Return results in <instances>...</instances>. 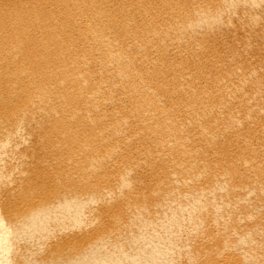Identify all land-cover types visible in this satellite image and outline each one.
I'll use <instances>...</instances> for the list:
<instances>
[{
    "label": "bare ground",
    "instance_id": "6f19581e",
    "mask_svg": "<svg viewBox=\"0 0 264 264\" xmlns=\"http://www.w3.org/2000/svg\"><path fill=\"white\" fill-rule=\"evenodd\" d=\"M7 166L24 183L0 182L9 253L30 237L38 264H176L146 252L175 242L156 231L201 223L185 264H264V0H0ZM91 203L80 236L37 242Z\"/></svg>",
    "mask_w": 264,
    "mask_h": 264
},
{
    "label": "rangeland",
    "instance_id": "374dc122",
    "mask_svg": "<svg viewBox=\"0 0 264 264\" xmlns=\"http://www.w3.org/2000/svg\"><path fill=\"white\" fill-rule=\"evenodd\" d=\"M257 44H258V43H257ZM17 140H18V141H17ZM13 141H14V142L16 141V143H17V142L19 143V141H21V139H20V138H18V139L15 138V140L13 139ZM13 141H12V142H13ZM13 144H14V143H13ZM16 155H18V154L15 153V155H14V154H11V153H10V156H11V157H9V158L12 159V156H16ZM19 155H20V154H19ZM13 158H14V157H13ZM17 158H19V157L17 156ZM14 159H15V158H14ZM28 163L30 164V162H27V164H28ZM28 166H29V165H28ZM25 167H26V168H25L26 170H29V169H28L29 167L27 168V165H26ZM10 168H12V167H9V166L5 167V172L7 173V175H5V176H6V178H4L5 180H0V182L3 181V184H4V182L8 180L9 183H8V182H5L4 185H8V184H9V185L16 186V187H18V186H20V185H23L24 183L22 184V179H21V178H20V180H18V182H17V180H16V182H14V181H15V180H13V179H15L14 177H13V178H10V177H12V176H10V175L13 174L12 172H14V171L17 172V171H18V170H15V169L13 168L14 170L12 169V170H13L12 172H8V170H9V171L11 170ZM25 169H24V167H23V170H25ZM30 169H31V168H30ZM19 171H22V169L19 170ZM19 171H18V172H19ZM15 172H14V173H15ZM18 172H17V173H18ZM9 173H10V174H9ZM8 174H9V175H8ZM8 176H9V177H8ZM9 179H11V180H9ZM132 179H134V182L136 181V180H135L136 178H132ZM23 180H24V179H23ZM25 180H26V179H25ZM10 181H11V183H10ZM19 181H21L20 184H18ZM12 182H13V183H12ZM130 182H132V180H131ZM6 183H7V184H6ZM3 184H2V182H1V185H3ZM17 184H18V185H17ZM1 185H0V186H1ZM4 185H3V186H4ZM3 186L1 187V189H3ZM0 195H1V197H2V195H4V194H3L2 192H0ZM5 196H6V195H5ZM5 196H4V197H5ZM4 197H3L2 199H4ZM6 198H9V197L7 196ZM116 203H117V202H116ZM116 203L114 204V203H112V202H108V203L106 202V203H102L103 205H102L101 203L98 204V205H97L96 203H94V204H96L97 207H98L99 205H101V207H98V209L101 208V209L103 210V209L106 207L104 210H106V209H107V210H110V209L116 208V206L119 207V206L117 205L118 203H117V204H116ZM94 206H95V205H94ZM94 206L92 207V203H91L90 206H89V204H87V205L85 206L84 209H82V210H80V211H78V212H81V211L84 212L85 209H88V208H90V207H91L90 210H91L92 208H93V210H98V209H94ZM95 208H96V207H95ZM158 209H160V208H158ZM88 210H89V209H88ZM88 210H86L85 212L88 213ZM151 210H152V209H151ZM151 210H150V211H151ZM154 210H155V209H153V210L151 211V212H152V215L154 214V216H153L152 218H161V217L165 216L166 213H169V212H168V209H160V210H157V209H156L157 211H156V210L154 211ZM161 210H162L163 212H162ZM165 210H166V211H165ZM91 211H92V210H91ZM91 211H89V213L92 214L93 212H91ZM159 211L162 212L163 214H162V213L160 214ZM78 212H77V216H78ZM85 212H84V214L87 216V217L85 218V222H86V223L84 222L85 224L90 223L91 220L93 219V217L97 218V220H98V217L100 218L101 216H103V215L99 216L98 214H97V216H95V215L92 216L91 214L88 215V214H86ZM99 212H100V213H99ZM101 212L104 213L105 211L103 212V211H100V210H99V211H97L96 213L101 214ZM153 212H155V213H153ZM94 213H95V212H94ZM96 213H95V214H96ZM61 214H62V213H61ZM71 214H73V213H71ZM82 214H83V213H81V215H82ZM84 214H83V215H84ZM64 215H66V214L63 213V215H61V216H63V219H65V216H64ZM75 215H76V214H75ZM85 215H84V216H85ZM144 215H145V214H144ZM61 216L58 215V217H61ZM148 216L151 217L150 212H149ZM148 216H146V217H148ZM58 217H57V218H58ZM89 217H90V218H89ZM46 219L49 220L48 222H50V221L53 222V219H52V218H51L52 220H50L49 218H46ZM54 219H55L54 221H58V220H56V217H54ZM58 219H61V218H58ZM47 220H46V222H47ZM83 220H84V219H83ZM97 220H96V221H97ZM60 221H62V220H60ZM93 221H95V219H94ZM46 222H45V223H46ZM48 222H47V223H48ZM51 222L48 223V224H51ZM82 222H83V221H82ZM195 222H196V221H195ZM200 222H201V221H197L198 224H199ZM47 223H46V226L48 227L47 229H49V231H48V230H47V231L50 232V233H48V234L46 233V236H45V233H42V230H41V234H43V236H42V235H41V236H42V238H44V239H42L41 236L38 234L37 237H36V239L38 240L37 242H38L39 244H43V241H44V243H48L49 245L52 244V243H54V242H55V244L58 243V245H60L61 243L65 242V241H63V239H64V240H67V239H68V240H69V239H70V240H73L77 235L80 236V235L82 234V233L79 234V233H80L79 231H81V230H82V231L85 230V227H86V226H88V228H90L89 226L92 225L91 223H90V225H89V224H88V225H83L84 223L81 224V222H80V223H78V225L80 224V225L78 226L77 223L74 225V224H72L71 222H69V223H70L69 225H71V227H72V225H74V226L72 227V228H73V229H72V228H70V226L68 225L69 228L71 229V231H67V230H69V228H68L67 225H65L64 223L57 222L58 225H57V223H56V225L59 226V227H57V229H55V228L52 227V226L56 227V225H53V224H55V222H54L53 224L49 225V226H48ZM101 223L104 225L103 222H101ZM109 223H110V222H109ZM109 223H108V224H109ZM197 223H195L196 226H198ZM112 224H113V223H112ZM199 225H200L199 227H195V229H196V231L194 230L195 233H193V229H194V228H192V230L189 229L188 232L190 233V232L192 231V233H193L194 235L191 233V234H192L191 236H192L193 238H194V236H195V238H197V237H198L197 234H199V236L201 235V238H205L206 236L208 237V235H204V233H202V234H200L201 232H200V233H196L197 231H201V228H200V227H201L202 225H201V223H200ZM81 226H83L84 228H82ZM150 226H152V228H151ZM150 226H148V227H150V228L152 229V230H151L152 232H153V231H156V229H159V228H160V227L156 228L157 226L155 227V226H153V225H150ZM64 227L67 229L66 232H65L64 230H62ZM94 227H96V226H94ZM94 227L91 228V229H94ZM148 227L146 228L147 231L150 230ZM153 227H154V228H153ZM58 228H59V229H58ZM86 228H87V227H86ZM155 228H156V229H155ZM161 228H162V227H161ZM54 229H55V230H54ZM148 229H149V230H148ZM154 229H155V230H154ZM172 229H173V228H172ZM172 229H171V228H170V229H168V228L165 229V227H164V229L162 228V230L160 229V230H158V231H156V232H158L159 234H162V235H163L164 233H167L166 236H170L171 238L175 239V242H172L170 246H171V247H172V245H175V246H176V244H177L178 247L176 246V247H177L176 250H175V248H173V247H172L173 249L170 250V248H171L170 246H164V248H163V246H161V245L159 246V243L156 242V244H154V245H157V244H158V245H157V249L160 248V249H159L160 251H159V250H156V246H154V245L151 244L153 247L150 246L151 248L149 247L148 251H146V252H147V253H149V252H154L156 255H158V257H159V255H160V256L162 255V256L164 257V255H166V254H167V251H168V253L170 252L171 255H172V254L174 255V257H172V259L175 260V262H177L178 264H185L184 261L187 259V257H186V255H187L186 253H187V252H186V251H188V253L194 254V253L197 252V249H198L199 252L205 249L206 244H205L203 247H202V246L200 247V245H199V244L202 245V243H204V242L201 241V239H199V240L201 241V243H199L200 241H199L198 243L195 242V241H191V240L193 239V238L191 239V236L189 237V238L191 239V240H190V239L188 238L187 235L182 234V236H181V232H179V233H180V234H179V233H177V231H175L174 229L172 230ZM198 229H199V230H198ZM146 230L143 231V233L146 232V234H145V233H144V234L142 233L144 236L149 235V233L151 232V231H150V232H147ZM165 230H166V231H165ZM47 231L43 230V232H47ZM51 231H52V232H51ZM60 231H62V235H63V236L61 235ZM141 231H142V230H141ZM202 231H203V230H202ZM54 232H55V233H54ZM57 232L60 233V234H58ZM67 232H68V233H67ZM173 232L176 233V234H174ZM39 233H40V231H39ZM51 233H53L54 235L51 236V235H52ZM69 233H70V234H69ZM74 233H75V234H74ZM173 234H174V235H173ZM35 235H36V234H35ZM60 235H61V236H60ZM74 235H76V236H74ZM179 235H180V236H179ZM189 235H190V234H189ZM8 236H9V235H8ZM8 236H7V237H8ZM39 236H40V238H41V242L39 241L40 238L38 239ZM58 236H59V237H58ZM67 236H69V237H67ZM186 236H187V237H186ZM196 236H197V237H196ZM202 236H204V237H202ZM11 237H12V235H11L9 238H11ZM73 237H74V238H73ZM147 237H148V236H147ZM207 237H206V238H207ZM14 238H15V239H14ZM14 238H13L14 240L11 238V239L13 240L14 243H10V244L12 245L11 247H12L14 250H16V251L12 252L13 249L10 248V250H9L10 253L8 252V250L5 251V250H6L5 242H7V241H5L4 238H3V239H0V241H1V243H2V246H3V245L5 246V247H4V246L2 247L3 252L5 251V253L0 254V255H1L0 258L2 257V258L0 259V260H1L0 264H7V263L9 264V263L11 262L10 260H12V262H11L10 264H13L14 262H16L15 264H20V263H21V264H28V263L30 264V263H32V262L34 261L35 258L38 259V258L41 256V254H40V256L38 255L39 257H38V256L35 257V254H33V251H31V250H32V247H31V242H32V241H29V242H30V244H29V242L27 241V239H28L27 237H26V239H25V238L23 239V237H22V238L14 237ZM177 238H178V239H177ZM195 238H194V239H195ZM206 238H205V239H206ZM16 239H18V240H16ZM19 239H20V240H19ZM21 239H22L23 241H21ZM29 239H30V237H29ZM29 239H28V240H29ZM56 239H57V240H56ZM42 240H43V241H42ZM51 240H52V242H51ZM68 240H67V241H68ZM165 240H166V239H165ZM195 240H196V239H195ZM197 240H198V239H197ZM197 240H196V241H197ZM8 241H9V240H8ZM10 241H11V240H10ZM16 241H20V243L22 242V244L18 243V244H19V245H18V244H16V243H17ZM67 241H66V242H67ZM23 242H24V244H23ZM33 242H34V241H33ZM68 242H69V241H68ZM165 242L168 243V241H165ZM165 242H164V243H165ZM125 243H127V242H125ZM125 243H124V247H128V248H130V246L132 247V243H129L130 245H127L128 243H127V244H125ZM174 243H176V244H174ZM15 244H16L17 246H16ZM26 244H28L29 247H28ZM161 244H163V243H161ZM178 244H179V245L181 244V245L179 246ZM23 245H24V246H23ZM125 245H127V246H125ZM149 245H150V244H149ZM25 246H26V247H25ZM186 246L189 247V248H187ZM15 247H20V248L22 247V248H21V249H20V248H19V249H18V248L15 249ZM23 247H25V249H24ZM154 247H155V251H156V252L154 251V249H152V248H154ZM165 247H167L168 250H167ZM168 247H170V248H168ZM179 247H181L180 249H181V250L183 249V250L181 251V250L179 249V250H180V251H179V250H178ZM191 247H192V248H191ZM194 247H195V248H194ZM30 248H31V249H30ZM128 248H127V249H128ZM161 248L164 249V250L162 251ZM184 248H185V249H184ZM186 248H187V250H186ZM200 248H201L202 250H201ZM195 249H196V250H195ZM17 250H18V251H17ZM20 250H21V251H20ZM25 250H26V251H25ZM29 250H30V251H29ZM33 250H34V249H33ZM146 250H147V248H146ZM149 250H151V251H149ZM184 250H186V251H184ZM44 251H45V250H44ZM44 251H43V252H44ZM175 251H176L177 253H176ZM18 252H19V253H18ZM25 252H26V253H25ZM184 252H185V253H184ZM6 253H9V254H6ZM12 253H13V254H12ZM16 253L19 254V255H17ZM24 253H25V254H24ZM31 253L33 254L34 257L31 256V255H32ZM154 253H150L151 255H149V254H147L146 256L144 255V259H143V260H145V257L147 258V256H150V257H151ZM174 253H175L177 256H176ZM21 254H22V255H21ZM26 254H27L28 256H27ZM155 254H154V255H155ZM242 254H243V253H242ZM156 255H155V256H156ZM169 255H170V254H169ZM171 255H170V256H171ZM173 255H172V256H173ZM22 256H23V258H22ZM29 256H30L32 259H31ZM7 257H9L10 259L8 258V260H7ZM27 257H28V258H27ZM42 257H43V256H42ZM42 257H40L39 260H41ZM176 257H177V258H176ZM3 258H4V259H3ZM12 258H13V259H12ZM26 258H27V259H26ZM2 259H3L4 261H3ZM28 259H29V260H28ZM158 259H159V258H158ZM21 260H22V261H21ZM27 260H28V261H27ZM31 260H32V261H31ZM39 260H36V259H35V261H34L35 263L33 262L32 264H38ZM143 260H142V261H143ZM150 260H151V259H150ZM152 260H153L152 262L155 263L156 260H154V258H153ZM206 260H207V259L204 260L203 258H197V261H193L194 263L192 262V264H212L211 262H209L208 260L206 261ZM5 261H6V262H5ZM9 261H10V262H9ZM18 261H19V262H18ZM25 261H26V262H25ZM186 261H187V260H186ZM156 262H157V261H156ZM173 262H174V261H173ZM40 263H41V262H40ZM138 263H139V262H138ZM140 263H141V262H140ZM143 263H144V261H143L141 264H143ZM177 263H176V264H177ZM155 264H157V263H155Z\"/></svg>",
    "mask_w": 264,
    "mask_h": 264
}]
</instances>
